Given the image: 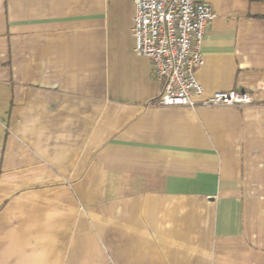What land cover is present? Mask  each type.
<instances>
[{"label":"crops","instance_id":"obj_1","mask_svg":"<svg viewBox=\"0 0 264 264\" xmlns=\"http://www.w3.org/2000/svg\"><path fill=\"white\" fill-rule=\"evenodd\" d=\"M215 10L162 106L134 0H0V264H264V0Z\"/></svg>","mask_w":264,"mask_h":264},{"label":"built area","instance_id":"obj_2","mask_svg":"<svg viewBox=\"0 0 264 264\" xmlns=\"http://www.w3.org/2000/svg\"><path fill=\"white\" fill-rule=\"evenodd\" d=\"M135 52L151 60L162 83V106H245L253 97L238 90L205 95L196 70L203 62L202 40L216 13L207 0H134Z\"/></svg>","mask_w":264,"mask_h":264},{"label":"trees","instance_id":"obj_3","mask_svg":"<svg viewBox=\"0 0 264 264\" xmlns=\"http://www.w3.org/2000/svg\"><path fill=\"white\" fill-rule=\"evenodd\" d=\"M159 98H160V96H159ZM159 98H158V100H159Z\"/></svg>","mask_w":264,"mask_h":264}]
</instances>
